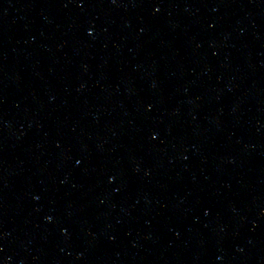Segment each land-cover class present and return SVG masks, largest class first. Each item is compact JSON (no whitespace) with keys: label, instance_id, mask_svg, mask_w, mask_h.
<instances>
[{"label":"water","instance_id":"1","mask_svg":"<svg viewBox=\"0 0 264 264\" xmlns=\"http://www.w3.org/2000/svg\"><path fill=\"white\" fill-rule=\"evenodd\" d=\"M0 264H264V0H0Z\"/></svg>","mask_w":264,"mask_h":264}]
</instances>
